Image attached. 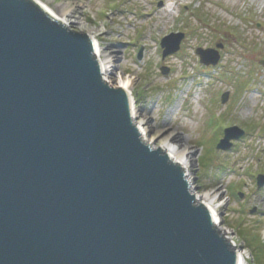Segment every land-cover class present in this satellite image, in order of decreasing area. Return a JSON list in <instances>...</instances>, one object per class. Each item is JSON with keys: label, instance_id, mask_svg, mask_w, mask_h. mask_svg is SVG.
<instances>
[{"label": "water", "instance_id": "95a60500", "mask_svg": "<svg viewBox=\"0 0 264 264\" xmlns=\"http://www.w3.org/2000/svg\"><path fill=\"white\" fill-rule=\"evenodd\" d=\"M183 37L162 39L163 59ZM130 101L88 35L0 0V264H238L183 169L142 142ZM243 135L226 129L217 149Z\"/></svg>", "mask_w": 264, "mask_h": 264}, {"label": "rangeland", "instance_id": "374dc122", "mask_svg": "<svg viewBox=\"0 0 264 264\" xmlns=\"http://www.w3.org/2000/svg\"><path fill=\"white\" fill-rule=\"evenodd\" d=\"M34 1L51 15L68 13L70 23L56 19L71 31L92 39L96 30L113 55L104 81L118 89L120 80L131 79L140 110L134 125L148 120L150 136L142 142L153 150L167 140L189 148L193 165L190 174L183 172L192 194L216 193L227 230L221 237L245 253L248 264H256L254 245L264 264V187L256 183L264 175V0ZM177 33L184 36L179 50L163 59L162 39ZM197 49L218 51V63L202 65ZM231 127L244 135L218 150Z\"/></svg>", "mask_w": 264, "mask_h": 264}, {"label": "bare ground", "instance_id": "6f19581e", "mask_svg": "<svg viewBox=\"0 0 264 264\" xmlns=\"http://www.w3.org/2000/svg\"><path fill=\"white\" fill-rule=\"evenodd\" d=\"M32 1H34V0H32ZM52 14H53L52 16L57 18V19L60 17V15H58L56 13H52ZM68 16H69L68 13H63L61 15L63 20L67 21V23H70L69 20L67 19ZM82 24H84V23H82ZM94 31L96 32V30L91 31V37L93 39L94 52H95L97 59L99 60V63L101 65L102 72H103V77H104V76H107L108 72L110 71L109 70L111 67L110 63H111V60L113 59V55L106 53V50L100 44L98 37L94 36V33H93ZM119 84H120V87L122 89H124L130 96V100H131L130 103H131L133 118L136 115L138 116V112H140V110L136 109V107H135V100H134L133 95L131 93L132 92L131 91V89H132L131 79H128L126 81L120 80ZM136 126H137V128L141 134V139L143 141L148 140V138L150 136V130H149L148 120H147L146 116L141 117V120L138 122V124ZM159 149L164 150V152L166 153V155H168V157L172 163L179 165L185 171L186 174H190V168L193 165V157L194 156H193V154L189 148L182 147V146L178 145L176 142H172V141L167 140L166 142L162 143V146ZM188 176H190V175H188ZM187 180H190L189 177L187 178ZM195 197H196V201L199 204H202V203L206 204V207L212 216V220H213V223L215 225L217 232L221 236L225 235L227 230H226V228H224L222 226L221 216H220V213L218 211L219 206L214 205V204H216V200L218 198L217 194L211 193V192H206L203 194L197 193V194H195ZM237 254H238V264H248L245 253H243L242 251H238Z\"/></svg>", "mask_w": 264, "mask_h": 264}, {"label": "trees", "instance_id": "16d2710c", "mask_svg": "<svg viewBox=\"0 0 264 264\" xmlns=\"http://www.w3.org/2000/svg\"><path fill=\"white\" fill-rule=\"evenodd\" d=\"M202 165L204 166V164L202 163ZM204 168H207L206 166H204ZM253 240V239H252ZM253 242V241H252ZM250 243H251V239H250ZM254 246V245H253ZM253 246L251 247L252 248V250L254 251L253 253H254V256H253V259H254V262L256 263V264H258V262H257V258H256V256H255V250H254V248H253ZM264 258V257H263ZM263 263H264V260H263Z\"/></svg>", "mask_w": 264, "mask_h": 264}]
</instances>
